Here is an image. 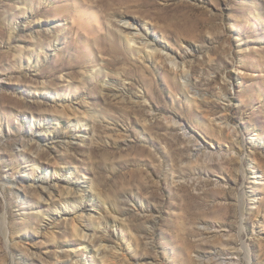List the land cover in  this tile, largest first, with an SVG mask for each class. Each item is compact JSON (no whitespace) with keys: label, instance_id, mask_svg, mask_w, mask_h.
<instances>
[{"label":"rangeland","instance_id":"374dc122","mask_svg":"<svg viewBox=\"0 0 264 264\" xmlns=\"http://www.w3.org/2000/svg\"><path fill=\"white\" fill-rule=\"evenodd\" d=\"M1 179L0 264H264V0H0Z\"/></svg>","mask_w":264,"mask_h":264},{"label":"bare ground","instance_id":"6f19581e","mask_svg":"<svg viewBox=\"0 0 264 264\" xmlns=\"http://www.w3.org/2000/svg\"><path fill=\"white\" fill-rule=\"evenodd\" d=\"M118 21L121 23L119 26H118V33H119V37L122 39V40H124V41H126L127 42V44L129 45V47H130V49H132L133 50V48L135 47V46H142V48H137L136 49V52H137V54H138V57L141 59L142 57L144 58V59H147V60H149V61H152V62H155L156 61V57H157V55H158V53H161V49H160V46H158V45H160V43H162V41H160V40H157V41H155V40H152L151 38H149V36H148V34L144 31V26L143 25H141V24H139V23H137L135 20H133L132 18H130L127 14H123V13H121V14H119L118 15ZM163 44V43H162ZM165 54V53H164ZM166 59L171 63V65H172V68L175 70H177V69H179L180 67H181V69L183 70L182 71V73H181V76L180 77H182V79H183V81H184V88H185V90L187 89L189 92H190V89L192 88H190V83L188 82L189 81V76H188V74H186L187 72H186V70H185V67H183L180 63H179V61L177 60V58L175 57V56H173L172 54H170V53H166ZM109 81V80H108ZM107 81V85H110L109 83L110 82H108ZM111 86H113V85H111ZM110 86V87H111ZM112 88V87H111ZM110 90H112V89H110ZM188 92V93H189ZM109 93H111V91L109 92ZM116 93L117 92H115L114 90H113V94H115L116 95ZM197 95H198V92H196V91H193V96H192V100L191 101H194V102H196L197 101ZM115 97V96H114ZM200 98V97H199ZM189 101V100H188ZM58 103V102H57ZM65 106V105H64ZM65 111V110H64ZM226 111V110H225ZM65 113V112H64ZM218 121H219V123H220V125H222V124H226L227 126H228V118H227V116L226 115H222V116H220L218 119H217ZM175 122L177 123L178 122V120H175ZM43 131L45 130V131H47L48 129H42ZM79 131V130H78ZM61 132V131H60ZM189 133H193V132H189ZM59 134V133H58ZM63 134V133H62ZM61 134V135H62ZM77 134V133H76ZM65 135V134H64ZM56 136H54V137H51V139H53V138H55ZM190 138L192 139H194L195 140V143L197 142L198 143V139H196V137H195V133L194 134H191L190 135ZM49 139V138H48ZM47 141V140H46ZM51 141V140H50ZM192 141V140H191ZM257 140H254V138H252V142L254 143V144H256L257 142H256ZM27 144H25V145H23L24 146V148H26L27 146H26ZM22 146V147H23ZM27 149V148H26ZM31 150V149H30ZM36 159V158H35ZM36 162H34L32 165H36L35 164ZM35 171V169H33L31 172L33 173ZM182 172V171H181ZM179 173V177H184L185 176V174H184V172H182V173ZM188 174V173H187ZM186 174V175H187ZM261 176V175H260ZM64 178V177H63ZM180 178V179H181ZM30 181L32 180V179H29ZM20 181H22V180H20ZM33 182H34V179L32 180ZM59 181L60 180H58V179H56L55 180V184L56 185H54V187L55 186H57V184L59 183ZM70 181V180H69ZM256 181V180H255ZM17 182V181H16ZM16 182H14V181H12V179H11V181L10 180H4V179H1L0 180V187L2 188V187H5V185L6 184H16ZM23 182V181H22ZM32 182V183H33ZM23 184H24V182H23ZM22 184V185H23ZM69 184V186H68V190H65V192L63 191H59L58 193L56 192V190H54L55 191V193L53 192V190H51L50 192V194H49V197L50 198H55V197H57V198H59L60 200H62V197H63V195H64V193H67V195L68 194H70V195H74L75 193H77V195H79V197H81L82 198V196H84V195H82V193H81V189H79V186L78 187H76V186H72V184H70V183H68ZM19 185V184H18ZM25 185V184H24ZM35 185V184H34ZM26 186V185H25ZM41 186H43V185H41ZM66 186V185H65ZM21 187V186H20ZM44 187V186H43ZM47 187V186H46ZM67 187V186H66ZM23 188V187H22ZM50 188H53V187H50ZM90 189L91 190H93V191H95L94 192V194H96V195H98L99 197H102V195H101V192H100V190L99 189H97V188H95V186H94V184L93 183H90ZM44 190V189H43ZM64 190V189H63ZM45 191V190H44ZM49 191V190H48ZM38 192H40V191H38ZM43 192V191H42ZM44 193V192H43ZM79 193V194H78ZM76 195V194H75ZM42 196L43 195H39V197L38 198H42ZM69 196V195H68ZM45 196H43V198H44ZM82 200V199H81ZM102 201H104L103 199H102ZM39 203V202H38ZM40 204V203H39ZM42 204V203H41ZM110 206V205H109ZM44 207V206H43ZM40 208V207H39ZM44 209V208H43ZM106 209V208H105ZM109 209L110 208H107L106 210H107V212H111V211H109ZM42 210V209H41ZM82 211L84 212L85 210L84 209H82ZM127 211V210H126ZM126 211H124L125 213H126ZM42 212V211H41ZM124 212H123V214H124ZM128 212H129V210H128ZM112 213H114V212H112ZM130 214V213H129ZM127 215V214H126ZM124 216H125V214H124ZM128 216V215H127ZM130 216V215H129ZM100 221L101 220H99L97 223L98 224H101V225H103V223H100ZM125 221V220H124ZM77 225H78V223H77ZM76 224H75V226H74V228H76L77 230H79V231H81V232H83L81 229H82V227H81V229L79 228V226H77ZM100 225V226H101ZM127 225V224H126ZM129 225V224H128ZM105 227H107L106 226V224H104V228ZM75 232H76V230H75ZM90 234V233H89ZM81 235V234H80ZM81 237H83V239L84 240H88L89 241V239H90V236L88 235V233L86 232V231H84L83 232V235L81 236ZM92 238H93V236H91ZM98 237V236H97ZM103 237V236H102ZM100 238V237H99ZM98 238V239H99ZM94 239V238H93ZM83 240V241H84ZM95 240V239H94ZM106 240V239H105ZM91 241H92V239H91ZM100 241H104V238H102V239H100ZM90 242V241H89ZM95 242V241H94ZM90 243H93V242H90ZM98 243V242H97ZM106 242L104 241V244H105ZM82 244H86V242H84V243H82ZM87 244H89L88 242H87ZM87 244H86V246H87ZM99 244H100V242H99ZM101 245V244H100ZM100 245H98V246H100ZM106 245V244H105ZM84 246V245H83ZM98 250V249H97ZM98 252V251H97ZM213 254V253H212ZM107 255V254H106ZM228 256V255H227ZM106 257V256H105ZM104 257V258H105ZM29 259H30V257H29ZM210 260H214L217 264H239L238 263V261L237 260H235V259H227V257H225V255H224V253H221V252H217V251H215L214 252V254H213V256H211V258H210ZM110 261V260H109ZM114 261V260H113ZM25 262L28 264H30V262L28 261V260H25ZM32 262V261H31ZM25 263V264H26ZM109 263V262H108Z\"/></svg>","mask_w":264,"mask_h":264}]
</instances>
